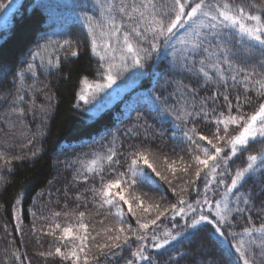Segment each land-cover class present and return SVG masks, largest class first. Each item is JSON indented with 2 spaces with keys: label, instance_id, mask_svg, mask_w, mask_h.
<instances>
[{
  "label": "snow or ice",
  "instance_id": "snow-or-ice-1",
  "mask_svg": "<svg viewBox=\"0 0 264 264\" xmlns=\"http://www.w3.org/2000/svg\"><path fill=\"white\" fill-rule=\"evenodd\" d=\"M12 3H0V10ZM76 6L84 9L79 19L89 50L98 58L97 76L103 81L95 83L98 91L112 88L125 73H130L133 80L144 77L154 58L168 60V68L155 81L161 88L160 96L149 100L147 112L137 111L134 122L124 130L126 146L109 132L101 137H111L107 144H101L102 152L92 153L87 162L77 159L65 163V168L73 170V187L93 181L84 192L92 194L91 203L100 218L91 222L90 232L89 222H85L90 214L89 197L75 191V207L69 209L65 203L61 211H52L47 230L40 229L59 245L40 255L58 257L61 264H181L186 253L177 252L167 260L160 258L174 242L204 233L233 257L230 264H264V223L257 226L252 220V214H264V199L257 210L253 203L257 194L244 189L248 180L258 179L264 196V0L261 4L252 0H80ZM42 39L43 44L37 42L28 51L26 67L15 73L14 80L23 83L26 73L36 80L41 74L59 71L62 53L65 60L68 55H79L77 43L71 38ZM257 52L259 60L251 63ZM185 78L191 83H185ZM237 86L243 89V98L230 95ZM29 91L39 89L34 85L17 88L10 112L23 122L24 105H28L33 114L40 109L41 121L46 123L47 108L37 105L34 96L26 100ZM201 91L208 94L201 96ZM249 92L260 101L252 114L243 110L252 103ZM165 93L167 96L161 100ZM79 99L89 103L85 95ZM127 118L131 119V113ZM150 120L161 125L171 123L169 138L174 143L167 152L162 146L165 130H158ZM200 125L214 131L204 134ZM231 126L239 129L236 135H230ZM250 145L259 148L253 153ZM245 153V165L233 168L235 159ZM149 155L161 159L165 170L177 181L175 185L149 162ZM20 158L0 147V166L9 173L13 171L12 161ZM160 181L167 184L175 202L163 196L164 204L146 202L145 197L148 201L153 198L147 192L137 193L144 186L163 192ZM189 191L191 199L185 196ZM43 195V191L37 193V197ZM63 195H69L68 189ZM48 196L51 203L52 193ZM35 200L33 197V203ZM13 207L19 230L20 198L14 200ZM105 207L108 212L99 211ZM30 215L36 217L35 212L30 211ZM109 216L115 218V224H105ZM241 216L246 217L247 224L237 231L236 217ZM130 217L136 218L135 227L129 223ZM69 218L76 221L75 228L56 222ZM41 219L48 221L49 217ZM165 223L171 227L165 229ZM36 231L34 219L33 233ZM13 255L19 264H25L21 255ZM194 264L215 262L205 259Z\"/></svg>",
  "mask_w": 264,
  "mask_h": 264
},
{
  "label": "trees",
  "instance_id": "trees-1",
  "mask_svg": "<svg viewBox=\"0 0 264 264\" xmlns=\"http://www.w3.org/2000/svg\"><path fill=\"white\" fill-rule=\"evenodd\" d=\"M79 2L80 0H20L8 15L5 14L8 7L0 10V97H3L0 99V147L8 149L10 156L21 157L12 161L11 173L0 166V177L3 178V182H0V264H19L13 253L21 255L25 264H61L58 257L40 255L41 252L54 250L56 246H59L53 237L40 232V229L46 231V225L52 222L51 212L61 211L65 203L68 204L69 209L74 208L72 196L79 190L89 197L90 214L85 222H89L90 232L93 228L91 222L100 218L96 215L98 209L92 206V194L84 192L86 187L92 186L93 181L89 180L87 185L78 184L73 187V170L65 168V163L77 159L87 162L92 158V153L102 152L101 144H107V139L111 137L105 140H101V137L109 132L115 133L126 146L128 141L124 140V130L134 122L137 111L147 112L149 100L161 94V88L155 84V81L167 71L168 60L165 59L156 61L154 58L145 69L147 75L139 79H130L131 74L125 73L117 78L116 84L110 89L98 91L94 87L95 83L103 81L97 76L98 58L91 54L84 36V28L79 19L84 9L76 6ZM252 2L261 4V0H252ZM0 3L8 5V0H0ZM49 36L53 40L65 38L75 40L79 55L77 57L68 55V59L65 60L63 58L65 54L62 53L59 71L41 74L36 80L26 73L23 83L14 80L15 73L26 67L24 61L28 59V51L35 48L37 42L43 44L42 37ZM170 58L169 54L168 59ZM259 58L260 53L257 52L251 63H255ZM157 64L158 67H156ZM154 69L155 74H153ZM39 71L44 72L43 69ZM185 83H191V81L185 78ZM33 85L39 91L27 92L25 99L34 96L37 105H44L47 108L46 123L41 121L42 111L36 109L33 114L28 111V105H24L26 114L23 122L15 119L10 112L11 101L15 98L17 88L23 90ZM89 85L92 87L90 88ZM21 94L24 92L22 91ZM207 94L204 91L200 93L201 96ZM80 95L87 96L89 103L85 104L81 101ZM230 95H240L243 98L244 91L237 86ZM247 95L252 97V103L245 105L243 110L252 114L258 109L260 101L252 92ZM166 96L167 93L161 96V100H164ZM171 103L172 101H169V104ZM78 104L79 107H77ZM128 113H131V119L127 118ZM149 122L153 123L158 130L161 128L165 130L162 146L167 152L174 143L169 138L172 132L171 123L161 125L156 121ZM200 130L210 135L214 128L209 130L204 125H200ZM238 131L236 126H231L229 129L230 135H236ZM250 147L253 153L259 148L258 145H250ZM33 152L36 153L35 156L32 155ZM247 154L235 159L232 167H243ZM185 159L187 160L188 157L185 156ZM149 162L161 172V175H167L174 185L177 183L173 180L171 173L165 170L158 156L149 155ZM141 166H144L142 162ZM76 167H79V164ZM156 179L159 180V177ZM49 181L52 183L49 184ZM160 183L163 185V192H157L151 186H144L138 188L137 193L147 192L153 198L152 201H148L145 197L146 202L164 204L165 201L161 200L162 196L167 201L175 202V196L168 190L167 184L164 181ZM260 187L258 179H250L244 185L245 190L254 191L257 194L253 201L257 210L260 208V200L264 199V196L260 194ZM65 189L69 191L67 197L63 195ZM41 191L44 195L37 197V193ZM49 192L52 193L51 203H49ZM185 196L191 199V191ZM33 197H36L35 203H33ZM17 198L21 199L22 223L19 230L16 227L13 207L14 200ZM30 211L35 212L36 217L31 216ZM99 211L108 212L109 209L105 207ZM41 217H49V220L45 221ZM34 219L36 233H33ZM135 219L129 218V223L133 227L136 226ZM252 220L259 226L264 223V214H252ZM236 221L237 231L247 224V219L243 216L236 217ZM56 222L61 223L62 227L66 224L76 226L73 218L67 221L58 219ZM109 223L115 224V218L109 216L105 224ZM96 227L99 228V225L97 224ZM170 227V224H164L165 229ZM177 252L187 254L181 260V264H194V261L205 259H212L215 264H230L233 259L209 240L204 233L191 240L174 242L165 250V256L160 259L167 260V256H176ZM205 253L210 255L205 256ZM124 256L129 258L130 254L125 252ZM120 264L124 262L120 261Z\"/></svg>",
  "mask_w": 264,
  "mask_h": 264
},
{
  "label": "rangeland",
  "instance_id": "rangeland-1",
  "mask_svg": "<svg viewBox=\"0 0 264 264\" xmlns=\"http://www.w3.org/2000/svg\"><path fill=\"white\" fill-rule=\"evenodd\" d=\"M19 1L20 0H13V3L7 8L5 14L8 15L14 9V7L19 3ZM142 167H144V166H142ZM77 231H79V230L77 229Z\"/></svg>",
  "mask_w": 264,
  "mask_h": 264
}]
</instances>
